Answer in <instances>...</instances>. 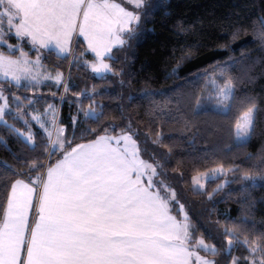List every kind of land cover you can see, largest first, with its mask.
Here are the masks:
<instances>
[{
    "label": "snow or ice",
    "instance_id": "obj_1",
    "mask_svg": "<svg viewBox=\"0 0 264 264\" xmlns=\"http://www.w3.org/2000/svg\"><path fill=\"white\" fill-rule=\"evenodd\" d=\"M154 7L0 0V264H264V216L253 196L264 188V146L245 150L264 112L257 58L229 55L181 75L193 53L179 45L167 88L125 93ZM196 29L177 22L173 31L182 38ZM241 32L259 41L264 63V9L227 22L226 35ZM219 47L231 52V41ZM93 77L104 82L88 84ZM206 100L217 137L200 146L196 117ZM185 191L201 195L206 218L194 217ZM230 200L235 216L217 207Z\"/></svg>",
    "mask_w": 264,
    "mask_h": 264
},
{
    "label": "trees",
    "instance_id": "obj_2",
    "mask_svg": "<svg viewBox=\"0 0 264 264\" xmlns=\"http://www.w3.org/2000/svg\"><path fill=\"white\" fill-rule=\"evenodd\" d=\"M153 3L156 5L153 9V15L136 41L135 59L131 66V87L125 85L123 89L125 93L131 91L138 96L140 88L145 85L157 90L167 88L175 78L165 79V75L176 63L173 55L179 57L180 53L177 48L183 44L192 45L193 55L182 65L181 75L189 74L229 55L239 58L242 53H245L250 57L257 58V64L252 70L257 77L254 88L257 94L264 91V74H262L264 73V63L259 62L261 54L259 41L250 33L241 32L234 40L230 35H226L228 21L243 19L247 22L255 18L264 9V0H153ZM221 18H223L225 25L223 27L220 22ZM177 22L195 24L197 29L185 34L182 38L178 37L173 31ZM229 40L232 45L231 52L219 47V45ZM249 49H251V52L248 51ZM244 63L246 61L241 62L242 65ZM234 71L242 73L244 68L241 66L234 69ZM73 74L76 76L75 69H73ZM76 78L78 83L83 86L84 78L79 76ZM93 82L101 84L104 81L99 77L87 80L88 84ZM120 90L117 86L111 90V94H115ZM97 98L99 99V97ZM159 98L157 97V99ZM116 102L118 101L113 102V106ZM84 103H87V99ZM210 103V101H204L200 106V115L196 117L199 128L197 143L200 146L214 142L217 137L213 122L219 118L214 116V108L210 106ZM62 115L65 121L70 116L67 102H63ZM4 131L5 126L0 122V135H3ZM175 138L178 140L184 139L179 132L176 133ZM223 142L228 143L227 136H225ZM9 143L13 148L15 147L14 141L10 140ZM262 146H264V112L258 117L256 133L251 137L245 150L259 154ZM181 154L178 152V155ZM6 156L7 151L3 147V141L0 140V158ZM191 174L192 172L189 170V177ZM215 183L217 181L209 184V188L213 187ZM183 187L187 189V185H183ZM235 191H238V188L233 190V195H235ZM184 195L191 201L194 217L196 214H202V217L206 218L207 212L203 210L200 203L202 201L201 195L191 191H185ZM253 196L258 200L257 218L264 216V202H259L264 197V188L258 186L253 192ZM217 207L221 212L227 208L233 216L240 211L238 203L234 200L228 201L227 204L221 201Z\"/></svg>",
    "mask_w": 264,
    "mask_h": 264
},
{
    "label": "rangeland",
    "instance_id": "obj_3",
    "mask_svg": "<svg viewBox=\"0 0 264 264\" xmlns=\"http://www.w3.org/2000/svg\"><path fill=\"white\" fill-rule=\"evenodd\" d=\"M210 106H211L212 108H214V106H213L212 102L210 103Z\"/></svg>",
    "mask_w": 264,
    "mask_h": 264
}]
</instances>
